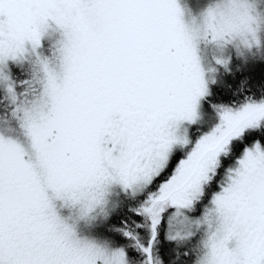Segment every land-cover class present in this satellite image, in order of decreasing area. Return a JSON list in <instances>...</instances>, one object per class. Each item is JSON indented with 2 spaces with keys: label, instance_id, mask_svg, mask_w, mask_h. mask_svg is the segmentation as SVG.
<instances>
[{
  "label": "snow or ice",
  "instance_id": "obj_1",
  "mask_svg": "<svg viewBox=\"0 0 264 264\" xmlns=\"http://www.w3.org/2000/svg\"><path fill=\"white\" fill-rule=\"evenodd\" d=\"M0 264H264V0H0Z\"/></svg>",
  "mask_w": 264,
  "mask_h": 264
}]
</instances>
